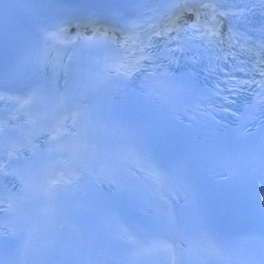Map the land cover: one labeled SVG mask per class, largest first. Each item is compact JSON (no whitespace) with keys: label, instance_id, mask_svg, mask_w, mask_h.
<instances>
[{"label":"snow or ice","instance_id":"snow-or-ice-1","mask_svg":"<svg viewBox=\"0 0 264 264\" xmlns=\"http://www.w3.org/2000/svg\"><path fill=\"white\" fill-rule=\"evenodd\" d=\"M259 3L264 5V0H259ZM21 4L36 21H42L43 37L50 46H67L83 40H87L90 44L103 41L117 45L127 53L126 57L122 56L110 61L109 78L99 80L91 86L96 91L111 88L112 81L122 84L124 89H129L140 75L153 81V92L149 95L155 96L161 92L187 89L191 81L196 78L195 67L200 63V57L196 51H193L188 61L193 65L192 70L183 73L180 77L166 70L162 71L165 63L168 67L173 64L179 65L180 59L184 58V54L190 50L182 44L177 48L171 47L176 42V36L172 33L178 36L182 31L199 33L201 38H207L209 44H227L228 52L223 57L224 61L231 59L238 65L246 63L239 60V57L248 52V49L240 44V41L247 42V39L242 33L234 32V26L231 23V21L247 23L253 9L245 3V0H231V6H226L227 0H169V6L164 12H161L159 7H153L152 0H27ZM189 13L195 17L192 23L183 19ZM224 21H229L226 34L221 32ZM73 27L77 29V33L76 37L70 40L67 35L68 29ZM80 30L85 33L90 32L91 37H84ZM260 30L264 31V24L261 25ZM160 40L166 41L167 51L162 56L154 54ZM238 47L241 49L240 52L235 51ZM256 47L257 50L249 57L255 61L252 67L236 69L244 72L248 76L247 79L236 80L229 76L214 86L211 95L221 101L219 108L214 111L229 114L230 106L234 103L231 97L245 89L255 87L256 103L250 106L251 118L255 120L264 117V42ZM10 48L13 60L4 86L0 88V101L5 99L12 101L14 105H18L17 111L24 115V110L42 98L44 88L42 85L32 86L31 82L22 79V76H27L29 72L38 76L41 70L48 69L50 62L41 55L42 50H26L25 45L17 39L10 42ZM178 53L180 58L177 57ZM70 61L71 58H69ZM61 70L66 71L67 68ZM257 76L260 77L259 80L256 79ZM13 89L25 91L21 96L5 95ZM257 112L260 116L256 115ZM230 114L236 115L235 112ZM86 116L87 113L78 108L69 118L72 119L75 128L77 123ZM9 119L15 120L16 117L12 116ZM261 127H264V122ZM9 130L6 122H0V136ZM57 138L53 137L54 140ZM80 147L82 145H77L74 152H78ZM221 151L228 155L229 146L225 144ZM18 153L19 149L13 146L8 152L9 162L6 164L0 161V175L20 177L21 174L18 171L9 170L13 160L19 158ZM132 153L137 159L138 171L144 174V178L149 180L154 188L163 190L166 185L175 182L176 177L161 171L152 161L150 154L141 151L135 145L132 147ZM249 154L253 156L252 163L255 168L264 171V137L261 138L259 151L255 152L253 148L250 149ZM77 179H64L63 175L47 177L42 191L50 203L44 209V216L51 217L55 214L54 201L61 194L62 189L75 184ZM27 187L25 183L22 190L26 191ZM16 204L15 197L4 196L0 192V215L5 212L14 214ZM241 226L246 230L248 237L258 243L260 252L258 260L246 259L243 264H264V220H261L259 224L245 220L242 221ZM43 227L46 230L47 224ZM123 231V246L130 253L127 264H186L189 255L193 260L207 257L222 261V264H232L229 254L233 248L237 247L233 241L213 236L202 228L198 229L194 236L189 233L178 240L176 236L170 235L173 232H181L179 218L175 211H170L165 216L160 230L140 231L126 228ZM41 239H48V237L43 234L38 225L29 223L18 228L0 222V249L4 247L15 249L17 242L19 243L17 254L20 259L15 264H29L31 254ZM185 244L188 247H184ZM0 264H5L2 258H0Z\"/></svg>","mask_w":264,"mask_h":264}]
</instances>
